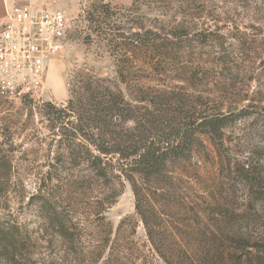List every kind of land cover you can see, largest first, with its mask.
I'll return each mask as SVG.
<instances>
[{
    "label": "rangeland",
    "instance_id": "rangeland-1",
    "mask_svg": "<svg viewBox=\"0 0 264 264\" xmlns=\"http://www.w3.org/2000/svg\"><path fill=\"white\" fill-rule=\"evenodd\" d=\"M14 1L62 10L70 34L38 101L0 98V153L12 164L10 170L0 169V223L4 228L20 226L15 236L24 250L14 263L9 247L0 244V264H167L154 251L134 211L128 183L101 222L88 212L85 195L59 184L66 199L63 206L77 222L72 249L45 230L37 210L26 205L58 150L53 140L57 130L45 115V105L66 107L88 79L107 81L128 99V89L117 75L121 40L107 28L128 36L139 26L165 33L185 28L190 36L180 45L183 56H169L158 69L167 78L152 82L142 77L130 86H182L202 96L210 110L245 112L225 129L223 146L216 148L200 137L203 146L191 147L196 157L169 167L181 175L175 186L186 211H176L172 199L156 203L157 245L169 251L172 264H264V0ZM103 4L112 8L110 18ZM196 32L206 40L199 43ZM144 60L148 58L139 57L140 64ZM69 168L64 165L63 173L76 174ZM105 224L111 228L109 241L96 259Z\"/></svg>",
    "mask_w": 264,
    "mask_h": 264
},
{
    "label": "trees",
    "instance_id": "trees-1",
    "mask_svg": "<svg viewBox=\"0 0 264 264\" xmlns=\"http://www.w3.org/2000/svg\"><path fill=\"white\" fill-rule=\"evenodd\" d=\"M101 7L106 18L113 15L108 4ZM107 31L113 37L118 34L116 37L121 40V50L117 52L123 55L117 62L122 66H118L117 75L119 82L127 87L129 98L107 81L88 79L69 98L66 107L45 105V115L53 124L52 128L57 130L53 140L58 144V150L36 194L28 198L26 205L37 210L45 230L50 229L64 247L72 249L70 247L78 236L74 229L77 222L63 206L66 199L59 191L62 190L59 184L76 187L85 195L90 200L88 212L101 222L119 196L123 183H128L134 211L148 240L159 257L172 264L169 251L157 245L160 232L154 223L159 200L165 203L172 199L177 203L176 211H186L181 193L175 186L180 183L181 175L172 173L169 167L180 166L196 157L191 147L193 144L203 146L200 137L204 136L216 148L223 146L225 129L245 112H223L219 107L210 110L202 96L196 97L182 86H130L142 77H148L152 82L166 77L158 69L169 56L177 59L183 56L180 45L190 36L185 28H172V32L165 33L163 29L139 26L128 36L114 33L110 28ZM194 37L199 43L207 38L199 32L194 33ZM139 57L148 58V62L144 60L140 64ZM136 68L144 70H132ZM2 157L0 153V169L10 170L11 161L8 159L5 163ZM64 165H69L70 171L77 170L76 174L63 173ZM19 231L17 224L4 228L0 223V244L9 247L8 253L14 263L24 252L15 236ZM110 231L105 224V238L96 259L101 257ZM59 261L62 263L64 258Z\"/></svg>",
    "mask_w": 264,
    "mask_h": 264
},
{
    "label": "built area",
    "instance_id": "built-area-1",
    "mask_svg": "<svg viewBox=\"0 0 264 264\" xmlns=\"http://www.w3.org/2000/svg\"><path fill=\"white\" fill-rule=\"evenodd\" d=\"M69 34L62 10L19 1L5 6L0 23V98L38 101Z\"/></svg>",
    "mask_w": 264,
    "mask_h": 264
},
{
    "label": "crops",
    "instance_id": "crops-1",
    "mask_svg": "<svg viewBox=\"0 0 264 264\" xmlns=\"http://www.w3.org/2000/svg\"><path fill=\"white\" fill-rule=\"evenodd\" d=\"M14 0H0V23L3 19V13H4V6H8L10 3H12ZM24 1V0H22ZM28 1V2H32V3H35L36 0H25V2ZM41 1V0H40ZM38 3V2H36ZM35 3V4H36Z\"/></svg>",
    "mask_w": 264,
    "mask_h": 264
}]
</instances>
